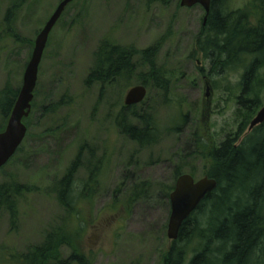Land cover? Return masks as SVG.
I'll list each match as a JSON object with an SVG mask.
<instances>
[{
	"label": "rangeland",
	"instance_id": "374dc122",
	"mask_svg": "<svg viewBox=\"0 0 264 264\" xmlns=\"http://www.w3.org/2000/svg\"><path fill=\"white\" fill-rule=\"evenodd\" d=\"M61 1L0 0V91L8 82L21 89L35 41ZM181 1L73 0L67 6L43 53L31 109L23 118L26 136L0 169V183L18 182L31 190L18 201L14 222L6 208L0 210V264H31V249L57 229L71 236L85 261L66 264H165L173 242L170 193L184 173L197 180L208 176L212 160L199 151L200 140L213 147L237 132L241 74L255 56L243 55L215 71L199 46L205 9ZM258 4L228 0L223 12L232 11L233 20L242 13V21L254 26ZM105 38L139 51L157 44L155 61L168 78L167 94L151 81L141 83L149 67L140 54L130 77L88 83ZM260 71L264 75V63ZM137 85L146 86L147 95L128 107L152 112L161 125L159 138L143 146L124 135L117 121L128 91ZM260 95L264 102V87ZM8 119L0 112V126ZM251 131L248 127L242 137ZM79 154L74 209L68 212L55 184ZM179 166L182 174L176 176ZM138 187L145 192L132 199ZM261 248L252 264H264V236ZM74 251L67 244L59 248L66 260Z\"/></svg>",
	"mask_w": 264,
	"mask_h": 264
},
{
	"label": "trees",
	"instance_id": "16d2710c",
	"mask_svg": "<svg viewBox=\"0 0 264 264\" xmlns=\"http://www.w3.org/2000/svg\"><path fill=\"white\" fill-rule=\"evenodd\" d=\"M226 1L228 2L211 1V11L199 46L205 57L210 58L215 71L223 69L226 62L238 63L243 55L246 58L255 55L241 74V94L237 97L240 125L236 133L228 134L219 145L207 147L206 142L200 140L199 151L212 160L207 175L216 179L217 187L207 194L184 221L178 239L173 240L164 258L165 264H252V258L258 255L259 249L262 250L264 123L256 126L244 137L242 134L264 105L260 95V90L264 87V75L260 71L264 63V0H260L258 4L259 19L254 26H248L242 21V13L235 20L232 19V11L224 13L223 5ZM16 5L18 4L12 9L17 8ZM138 54L149 67L146 74L148 78H143L141 83L147 85L151 81L155 88L163 89L167 94L168 78L164 69L155 61L157 44L139 51L105 38L95 53V66L89 72L87 82L106 83L110 79L130 77L136 71L134 57ZM19 93V87H14L9 82L0 91V112L4 119L11 115ZM137 110L138 105L124 106L118 116V127L124 135L140 146L155 142L159 138L161 125L152 112ZM125 113L133 119H128ZM5 128L0 126V131ZM173 128L179 130L180 126ZM20 148L21 146L16 152ZM79 167L80 154L55 184L56 195L68 212L74 209L73 183ZM96 171L98 167L91 171L90 178L95 179ZM175 174H182L180 166L175 169ZM92 179L88 181L89 185L93 183ZM30 191L29 186L22 183L1 182L0 210L6 208L14 222L17 218L18 201ZM144 192L145 188L138 187L130 195L135 199ZM165 193L169 195V191ZM64 244L75 250L67 260L59 252L60 246ZM76 249L71 236H66L57 229L48 232L45 242L31 249L27 256L31 255V264H66L75 260L85 263Z\"/></svg>",
	"mask_w": 264,
	"mask_h": 264
},
{
	"label": "water",
	"instance_id": "95a60500",
	"mask_svg": "<svg viewBox=\"0 0 264 264\" xmlns=\"http://www.w3.org/2000/svg\"><path fill=\"white\" fill-rule=\"evenodd\" d=\"M72 1L62 0L58 4L35 41V48L26 68L18 99L8 119L6 128L0 131V169L16 153L26 136L27 126L23 122V118L28 116L31 109V102L38 82L39 66L49 35ZM197 4L202 5L206 11V16L204 17V23H206L211 9V0L181 1L182 6L191 7ZM146 95V86H134L128 91L125 104L128 106L140 103L144 101ZM262 123H264V106L252 119L249 131ZM216 187V179L209 176L196 180L190 173H184L178 177L175 188L170 193L171 214L168 223V237L171 240L178 239L184 221L197 209L207 194L216 189Z\"/></svg>",
	"mask_w": 264,
	"mask_h": 264
}]
</instances>
